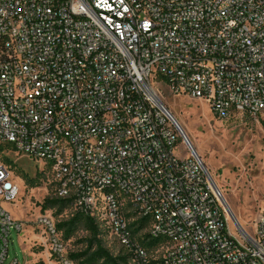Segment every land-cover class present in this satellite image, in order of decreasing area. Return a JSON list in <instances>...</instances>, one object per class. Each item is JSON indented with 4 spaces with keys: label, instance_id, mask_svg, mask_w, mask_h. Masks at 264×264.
Returning <instances> with one entry per match:
<instances>
[{
    "label": "built area",
    "instance_id": "1",
    "mask_svg": "<svg viewBox=\"0 0 264 264\" xmlns=\"http://www.w3.org/2000/svg\"><path fill=\"white\" fill-rule=\"evenodd\" d=\"M154 82L264 128V0H0V143L44 160L58 196L104 224L131 264H264V209L255 232L231 233ZM19 192L0 165V197ZM144 217L147 240L133 228ZM37 223L75 264L51 216ZM13 226L0 203V264H22L8 261Z\"/></svg>",
    "mask_w": 264,
    "mask_h": 264
},
{
    "label": "rangeland",
    "instance_id": "2",
    "mask_svg": "<svg viewBox=\"0 0 264 264\" xmlns=\"http://www.w3.org/2000/svg\"><path fill=\"white\" fill-rule=\"evenodd\" d=\"M165 107L174 116L182 132L209 170L221 192V201L227 211L231 233L241 240L239 229L253 233L256 221L264 209V128L249 115L236 114L232 118H218L204 99L186 94H174L168 87L154 82ZM181 145L179 156L189 153ZM0 165L10 169L11 180L19 185L20 192L13 201L0 197L2 207L20 224L13 226L9 238L8 261L17 258L22 264H62L52 254L46 237L38 225L40 215H49L58 225L67 222L79 212L70 202L50 205L47 199H60L53 176L45 168V161L18 153L10 145L0 143ZM96 222H100L96 220ZM101 228L102 245L114 256L127 255L104 224ZM148 222L140 228L135 222L136 236L149 238ZM68 254L80 253L87 248L91 236L83 222L71 233L59 229ZM160 248V247H159ZM154 256L160 254L154 249ZM83 259H74L80 264ZM127 264H131L128 258Z\"/></svg>",
    "mask_w": 264,
    "mask_h": 264
},
{
    "label": "trees",
    "instance_id": "3",
    "mask_svg": "<svg viewBox=\"0 0 264 264\" xmlns=\"http://www.w3.org/2000/svg\"><path fill=\"white\" fill-rule=\"evenodd\" d=\"M70 202V200L60 198V199H47L45 203L50 205L63 204L65 202ZM83 222L85 228L88 230L91 239L88 241L87 248L80 253L69 254L71 259H83L80 264H127L129 255H118L114 256L107 248L102 245L101 240V228L99 223L93 217L83 215L82 213H76L73 218L67 222L59 223L58 229L65 227L66 233H71L77 224ZM147 224V218L144 217L139 220V227L143 228ZM134 232H136L134 228ZM147 235V234H145ZM148 236V235H147ZM138 240L144 244V241L138 237Z\"/></svg>",
    "mask_w": 264,
    "mask_h": 264
},
{
    "label": "bare ground",
    "instance_id": "4",
    "mask_svg": "<svg viewBox=\"0 0 264 264\" xmlns=\"http://www.w3.org/2000/svg\"><path fill=\"white\" fill-rule=\"evenodd\" d=\"M217 187H218V185H217Z\"/></svg>",
    "mask_w": 264,
    "mask_h": 264
}]
</instances>
